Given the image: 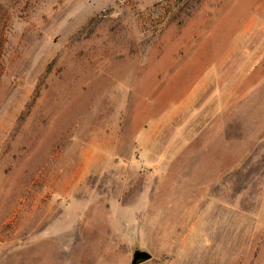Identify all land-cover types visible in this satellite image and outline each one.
<instances>
[{
    "label": "rangeland",
    "instance_id": "1",
    "mask_svg": "<svg viewBox=\"0 0 264 264\" xmlns=\"http://www.w3.org/2000/svg\"><path fill=\"white\" fill-rule=\"evenodd\" d=\"M263 102L264 0H0V264H219L215 213L264 226Z\"/></svg>",
    "mask_w": 264,
    "mask_h": 264
},
{
    "label": "crops",
    "instance_id": "2",
    "mask_svg": "<svg viewBox=\"0 0 264 264\" xmlns=\"http://www.w3.org/2000/svg\"><path fill=\"white\" fill-rule=\"evenodd\" d=\"M252 104L255 103L253 100L251 102ZM218 104H221V102H218ZM263 108L264 109V102H263ZM262 119L264 121V111L262 114ZM262 132H264V122H263V128L261 129ZM219 138L216 140L214 145L217 143L221 144V136H218ZM226 137L230 138V141L232 140V135L224 136L226 140ZM263 144L262 147H264V140L261 141ZM230 153H233L232 151ZM234 154V153H233ZM235 155V154H234ZM236 163V162H235ZM237 168V165L231 164L228 166L227 169L222 170L220 169L219 172H234V170ZM199 217H204V220H207L205 215H199ZM214 225L213 228L209 233V237H212L214 240V251L218 255L216 258H219V264H225L227 261V256L225 257L224 254H222V246H221V240L223 238H229V240L226 242L227 244H230L231 250L235 251V253L239 252L240 254L230 262V264H264V254L260 256L257 251H255L254 243H255V237H264V226L260 229L254 228V215L251 213L246 214H238V213H215L214 214ZM241 217V218H240ZM242 217H246V222L244 224L241 223ZM264 218V217H263ZM208 220H210L208 218ZM264 223V219L262 221ZM210 228V225H208ZM259 243V240L257 241ZM38 245V244H37ZM36 245H28V246H21V250H27L29 248L35 247ZM235 246V247H234ZM70 246H64L63 249L66 250V252H69ZM257 246L256 248H258ZM209 248H207L208 250ZM226 250V249H225ZM261 252H264V247ZM225 253V252H224ZM258 254V256L255 258V254ZM126 264L125 262H104V261H87V262H70L67 261L64 264ZM146 263V262H145ZM143 264V263H142Z\"/></svg>",
    "mask_w": 264,
    "mask_h": 264
},
{
    "label": "water",
    "instance_id": "3",
    "mask_svg": "<svg viewBox=\"0 0 264 264\" xmlns=\"http://www.w3.org/2000/svg\"><path fill=\"white\" fill-rule=\"evenodd\" d=\"M151 259V256L140 250H135L131 255L130 264H142L148 262Z\"/></svg>",
    "mask_w": 264,
    "mask_h": 264
}]
</instances>
